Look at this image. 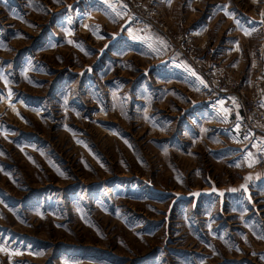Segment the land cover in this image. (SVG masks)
I'll use <instances>...</instances> for the list:
<instances>
[{
  "label": "rangeland",
  "instance_id": "obj_1",
  "mask_svg": "<svg viewBox=\"0 0 264 264\" xmlns=\"http://www.w3.org/2000/svg\"><path fill=\"white\" fill-rule=\"evenodd\" d=\"M137 1L0 0V264H264L261 149L233 156L154 51L166 38L182 68L188 41L241 106L264 92L252 43L232 69L228 22L215 43L181 31L223 0Z\"/></svg>",
  "mask_w": 264,
  "mask_h": 264
},
{
  "label": "crops",
  "instance_id": "obj_2",
  "mask_svg": "<svg viewBox=\"0 0 264 264\" xmlns=\"http://www.w3.org/2000/svg\"><path fill=\"white\" fill-rule=\"evenodd\" d=\"M257 2L258 0H256V3H253L252 8H250L238 6L230 0L214 1L209 4L210 12H208L207 17H200L181 31L183 35L192 37L200 44L208 42L215 43V36L218 35L219 32L216 30V32L213 33L211 26L218 18L224 20L225 23L228 22L233 30L224 37L223 41L221 40V44L223 45H219L217 54L220 55V57L224 55L233 56V59L236 58L237 64L235 66L231 65L230 68L237 69L240 65L238 61L245 59V56L242 55L245 52L244 48L247 47V42H251L253 46L251 54L255 56V62L252 65L255 68L256 76L260 77L259 80L262 81V85L264 86V62H262L264 61V5L261 3L259 5L260 7L257 8ZM193 4L191 0H187L185 9L191 10ZM210 36H212V41H210ZM158 41L156 39L157 45L154 51L156 53L159 52L161 56L170 62L169 67L165 68L164 72L181 77L182 80L179 83H184L187 86V101L191 102L187 106L190 105L191 108L201 110L199 113L202 112L204 114L203 117H205V113L211 109L213 116L216 115L219 118L218 120H221V123L228 122V127L222 135L228 139V149L230 153L233 151V156L239 153L249 156L253 155L254 149H261L264 151V124L254 128L255 142L252 146L246 148L245 145L242 144L239 134L240 127L244 124L245 119L236 96H226L215 93L208 78L203 75L204 73H200L190 62L186 61L185 63L182 61L183 67L179 68L178 64H180V62L178 64L175 62V59L177 57L179 58V55L177 56V53L174 52L177 51V49H173V46L169 45V41L166 38L163 44L160 41L158 43ZM164 44L168 45V47ZM168 48H171V50H168ZM174 66H177V70ZM213 68L216 69L215 66ZM252 76L253 71L251 72V69L249 73L244 74V77L241 79L244 87H251L250 83ZM225 148H227V145H225L222 150Z\"/></svg>",
  "mask_w": 264,
  "mask_h": 264
},
{
  "label": "built area",
  "instance_id": "obj_3",
  "mask_svg": "<svg viewBox=\"0 0 264 264\" xmlns=\"http://www.w3.org/2000/svg\"><path fill=\"white\" fill-rule=\"evenodd\" d=\"M128 3L131 6V9L140 13H143L146 8L139 4V1L137 0H127ZM188 41H183L181 43V46H179V49H182L185 51L190 60L191 63L198 67L199 60L194 59L192 57V51H190V44H188ZM192 47V46H191ZM212 84L214 86V89L217 93L224 95V94H232L234 91L233 89L225 86L222 84L220 80H212ZM251 101L253 103L248 102L247 100H243V97L240 99L241 103V109L243 111V117L245 119L244 124L240 127L239 134L241 137L242 144L245 145V147L252 146V144L255 141V135H254V128L258 125L264 124V92H258L256 93ZM254 158L256 161V164H258L260 167L264 168V152L261 150H257L254 152Z\"/></svg>",
  "mask_w": 264,
  "mask_h": 264
}]
</instances>
